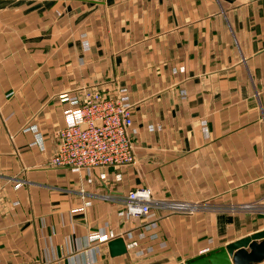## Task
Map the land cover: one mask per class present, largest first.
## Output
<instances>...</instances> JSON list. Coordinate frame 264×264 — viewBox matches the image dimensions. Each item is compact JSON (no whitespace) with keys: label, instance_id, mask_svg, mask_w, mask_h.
Here are the masks:
<instances>
[{"label":"crops","instance_id":"crops-1","mask_svg":"<svg viewBox=\"0 0 264 264\" xmlns=\"http://www.w3.org/2000/svg\"><path fill=\"white\" fill-rule=\"evenodd\" d=\"M108 78L130 89L134 162L51 167L59 95ZM137 187L153 216L124 213ZM263 197L264 0H0V264H178L264 229L239 208ZM115 237L141 253L112 256Z\"/></svg>","mask_w":264,"mask_h":264},{"label":"built area","instance_id":"built-area-1","mask_svg":"<svg viewBox=\"0 0 264 264\" xmlns=\"http://www.w3.org/2000/svg\"><path fill=\"white\" fill-rule=\"evenodd\" d=\"M59 97L69 101L72 107L65 111L66 124L53 133L54 152L49 159L51 167L89 172L95 167L120 168L134 162L133 135L137 129L133 127L131 102L105 94L96 85H82L75 90V94L64 92ZM185 97L186 91L181 89V98ZM203 131H207L206 127ZM160 204L153 199L150 189L139 187L127 193L124 213L134 217H151L153 205ZM170 206L183 208L179 203ZM239 208L264 213V197L261 202L246 203ZM97 238V234L90 235L91 240ZM100 239L105 241L107 237ZM137 247L135 240L126 245L128 250L139 254L141 249Z\"/></svg>","mask_w":264,"mask_h":264},{"label":"water","instance_id":"water-1","mask_svg":"<svg viewBox=\"0 0 264 264\" xmlns=\"http://www.w3.org/2000/svg\"><path fill=\"white\" fill-rule=\"evenodd\" d=\"M112 256L127 251L122 237L108 241ZM264 260V229L241 237L223 246L190 257L178 264H257Z\"/></svg>","mask_w":264,"mask_h":264},{"label":"rangeland","instance_id":"rangeland-1","mask_svg":"<svg viewBox=\"0 0 264 264\" xmlns=\"http://www.w3.org/2000/svg\"><path fill=\"white\" fill-rule=\"evenodd\" d=\"M83 41H84V43L86 42L85 40H83ZM103 83L104 84L100 85L101 88L99 87V89L102 90L105 94L116 96V97H119V99L131 102L130 89L127 85L117 81L115 78H110V79L108 78ZM201 123H202V127H206V129H207L206 121L202 120ZM146 126H147V129L151 132L158 130L156 127L155 121H153V119H147L146 120ZM157 186H158V183L155 185V187H157ZM137 188H139V187H137ZM156 201H157V199H156ZM157 202H159V201H157ZM174 202L181 204L180 202H177V201H171L167 204H172ZM209 204L210 203H207V202H205V203L204 202L203 203H194V205L196 206L195 210L194 209L193 210L192 209L186 210V209H184V207L182 209L181 208L176 209L174 207H171V208L169 207V209L173 210V211L196 212V211H201L202 209L208 208ZM159 206H161V204L158 206L153 205V207H159ZM244 210H246V209H244Z\"/></svg>","mask_w":264,"mask_h":264}]
</instances>
